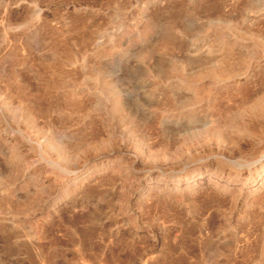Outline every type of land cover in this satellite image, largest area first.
<instances>
[{
    "label": "rangeland",
    "instance_id": "obj_1",
    "mask_svg": "<svg viewBox=\"0 0 264 264\" xmlns=\"http://www.w3.org/2000/svg\"><path fill=\"white\" fill-rule=\"evenodd\" d=\"M263 100L264 0H0V264H264Z\"/></svg>",
    "mask_w": 264,
    "mask_h": 264
},
{
    "label": "bare ground",
    "instance_id": "obj_2",
    "mask_svg": "<svg viewBox=\"0 0 264 264\" xmlns=\"http://www.w3.org/2000/svg\"><path fill=\"white\" fill-rule=\"evenodd\" d=\"M224 54V53H223ZM230 54V55H229ZM228 55L231 57L232 55H231V53H229ZM227 55V54H226ZM224 57H226V58H220L221 60L220 61H218V66H220L221 67V69H222V67H223V71H222V74H221V77H222V75L224 74L225 75V73H227V71L225 70V67H227L228 65H230L233 61H231V63L230 62H228V60L230 59V57H229V59H227L228 57L227 56H224ZM231 58H233V57H231ZM232 60V59H231ZM233 60H235L234 58H233ZM230 61V60H229ZM246 62V61H245ZM245 62H244V64L242 65L243 67H244V65H245ZM228 63H230V64H228ZM234 63V62H233ZM216 64H217V61H216ZM227 65V66H226ZM232 66L234 65V64H231ZM217 66V65H216ZM231 66V68L233 69V67ZM236 66V64L234 65V67ZM240 66V65H239ZM238 66V67H239ZM241 66V67H242ZM220 67H219V69H220ZM227 68H230V66H228ZM236 68V67H235ZM214 69V68H213ZM238 69V68H237ZM241 69H243V68H241ZM218 70V69H217ZM230 70V69H229ZM228 70V71H229ZM236 70V69H235ZM238 71V70H237ZM213 72V71H212ZM214 72H215V70H214ZM229 72H231V71H229ZM233 72H235V71H233L232 70V73ZM239 73V72H238ZM215 74H219V73H215ZM229 74V73H228ZM192 75V74H191ZM216 75V76H217ZM223 75V78L225 77ZM227 75V74H226ZM232 75V74H231ZM197 76V75H196ZM238 76V75H237ZM220 77V76H219ZM226 78V77H225ZM216 80V79H215ZM192 84V83H191ZM199 84H201V83H199ZM189 85V84H188ZM196 85V84H195ZM201 90V89H200ZM200 90H198V91H200ZM200 93V92H199ZM194 95H196L195 93H194ZM198 95V94H197ZM200 96V95H199ZM193 97V96H192ZM195 97V96H194ZM193 97V98H194ZM191 99V98H190ZM263 102H264V100H263ZM116 103V102H115ZM114 108V107H113ZM255 108V107H254ZM253 109V108H252ZM26 110H27V108H26ZM115 110L116 111H120L121 109L119 108V105L116 103V106H115ZM28 111V110H27ZM122 111V110H121ZM32 114V113H31ZM33 115V114H32ZM216 118V117H215ZM214 122V121H213ZM241 126V125H240ZM220 127V126H219ZM216 128V127H215ZM242 134H245V135H254V133H251L249 130H246V129H244L243 131H242ZM216 137V136H215ZM244 137V136H243ZM236 138V137H235ZM217 139V138H216ZM237 139V138H236ZM240 139V138H239ZM256 139V138H255ZM264 140V139H263ZM238 141V140H237ZM240 141V140H239ZM238 141V142H239ZM231 143V142H230ZM233 146V145H232ZM236 147V146H235ZM66 150V149H65ZM257 150H255V152H256ZM254 152V153H255ZM257 154H258V156L260 157V158H263L264 159V149L262 148L259 152L257 151ZM256 155V154H255ZM254 155V156H255ZM248 156V155H247ZM253 156V157H254ZM251 158V157H250ZM254 159H256V158H254ZM260 161H262V159H260ZM264 161V160H263ZM260 163V162H259ZM262 167H264V165L262 166ZM255 169V168H254ZM263 173H264V169H263ZM215 173L214 172H212L211 173V177H213V176H215L214 175ZM253 174H254V176H260V177H264V174L263 175H260V172H258L257 170H255L254 172H253ZM239 175V174H238ZM182 176V175H181ZM232 176V175H231ZM250 176V175H249ZM219 177H220V175H219ZM177 179V178H176ZM234 179H237V177H235ZM244 180V179H243ZM242 180V181H243ZM250 180H251V178H248V179H245L244 181H243V185L242 186H244L246 183H247V181L248 182H250ZM258 180V179H257ZM181 181V179L179 178V179H177L176 180V185H180V182ZM212 182V181H211ZM218 182V181H217ZM257 182V181H256ZM192 183V182H191ZM250 183H254V182H250ZM258 183V186L256 187V188H254L250 193L252 194V195H258V194H263V196H261V197H264V178H262L259 182H257ZM185 186V185H184ZM222 186H224V185H222ZM227 187V186H226ZM185 188V187H184ZM222 189H224V187H222ZM148 193V192H147ZM247 193H249V191L247 192ZM246 194V193H245ZM260 196V195H259ZM256 198V197H255ZM257 198H258V196H257ZM256 198V199H257ZM59 200V199H58ZM255 200V199H254ZM261 201V200H260ZM58 202H60V200L58 201Z\"/></svg>",
    "mask_w": 264,
    "mask_h": 264
}]
</instances>
